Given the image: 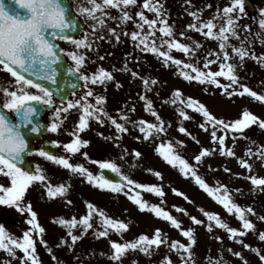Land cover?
<instances>
[{"label": "snow or ice", "instance_id": "6c2138e0", "mask_svg": "<svg viewBox=\"0 0 264 264\" xmlns=\"http://www.w3.org/2000/svg\"><path fill=\"white\" fill-rule=\"evenodd\" d=\"M11 2L18 6L12 12L6 11V5L0 2V66L14 78L13 81L8 82V86H0V93L3 94L4 98L3 103L0 104V178H2L0 179V205L14 207L21 214L26 213L25 222L29 227L22 230V235L18 237L0 223V251L11 258L6 259L4 264H12V259H19L20 264H40L36 254L34 237L40 236V243L47 247V241L43 239L46 230L38 222V214L33 210L31 201L25 203L26 193L30 187L40 185L44 190L42 195L48 199H54L64 197L70 188V184L64 182L53 185L40 165H36L34 170H26L22 166L25 154L29 151V141L26 138L25 130L32 134L41 131L40 125L35 119L40 108H54L52 122L47 125V130L52 133L59 131L60 125L67 119V116L62 114H67L70 110L78 112L75 128L69 133L72 139L62 145L66 153L82 154L85 159H88L92 164H97L100 169H109L120 175L121 179L126 181L127 186L146 190L158 197L164 196L163 189L158 185L137 183L127 175H122L120 167L115 162L92 160L87 152L81 153V148L89 145L90 141L82 139L80 133L90 127V121L94 120L100 125L107 121L114 127L116 135L106 137V139L118 141L120 134L130 131L125 123L120 122L123 120L131 122L133 127L143 134L142 138L149 140L153 136L165 133L166 125L153 107L152 100L143 94L139 96V99L145 101L144 109L155 118V123L144 119L129 121V116L126 113H120L118 120L117 117L105 111L106 97L96 94L89 85H105L109 81H113L114 76L112 72L102 66L96 68L91 74L82 71L89 62L87 53L93 48V40L89 39L88 34L76 39L68 33L67 30L77 28L78 21L71 16V6L66 4L64 0H11ZM185 3L190 5L191 0H185ZM86 5L77 6L76 12L85 19L90 18L94 21L90 25L91 36L94 39L103 40L104 35H97V32H103L106 29L108 34L119 41L120 34L116 28L109 25L108 21H117L118 26L131 21L136 30L124 31L123 35L129 36L135 47L141 51L150 52L160 58L164 66L176 65L177 74L185 81H195L201 85H213L221 90L222 95L230 98L235 95L240 97L247 95L255 101L264 102V93H258L240 82V77L236 71L237 64L232 62L233 57H238L242 67L246 58H252L264 67V56L258 57L252 53L248 47L247 35L243 38L240 35V29L251 31L249 25L238 23L239 14L244 12V0H230V4L225 5L222 9L217 8L216 13L207 20L202 19L197 11L188 12L193 21L185 25V28L201 34L206 39L218 42V51L209 50L203 57V69L195 63L175 58L171 54L172 50H176L191 59L196 56V49H199L201 45L195 40H193L192 45H189L175 38L174 27L167 20L168 13L164 10L161 0H142V4H138V0H86ZM132 6H137L141 10L135 11L133 14L130 12ZM112 9L117 10L118 15H112L110 11ZM144 10L154 13V17L148 18ZM260 13L255 38L264 43V9H261ZM134 17H137L138 20H134ZM157 32L159 37H157ZM179 35L186 37V32L181 31ZM57 39L73 45V50L66 51L60 48L55 42ZM187 39L192 38L187 37ZM232 39L237 40L239 46L232 44ZM229 48H231V55L228 51ZM61 53H64L73 62L68 71L79 74V79L84 82L86 91L79 96L73 93L74 98L66 99L61 106L54 107L53 90L40 81L56 84L57 68L62 59ZM99 59L103 60L104 57L100 56ZM213 64H218L215 71L209 69V66ZM205 69L208 70L205 71ZM123 71L129 72L133 78L140 75L138 72L129 69L127 65L124 66ZM220 77H223L228 83H221L218 79ZM141 79L147 91H152L150 85L158 83L156 79L149 80L143 77ZM75 87L76 85H73V88ZM116 87L119 88L121 85L117 82ZM171 96V100L165 102L177 105L176 112L183 120L193 118L185 109H192L203 117V123L199 124V128L208 132L209 126H211L210 140L217 147L212 149L201 147L199 153L192 158L196 162L195 165L180 155L170 141L157 145L155 152L173 167H176L178 163L180 173L185 178L190 175L194 183L214 202L221 205L229 215H235L241 227L239 229L231 227L221 218L219 213L205 210L203 207H200L198 211L206 218L207 224L197 216L188 214L185 209L175 205L173 207L176 211L188 215L193 225H205L209 233L213 231L214 226L226 230L229 240L241 243L243 249L255 253L261 264H264V252L259 248L251 247L240 239L246 236L250 230H256V225L248 218L249 214L255 215V210L250 206L244 207L237 204L226 185L218 182L213 187L196 171V165H199L203 158L210 156L215 151H218L222 156L234 157L236 155L234 150L226 146V137L232 133H242L251 125H258L259 128L264 129V119L245 108L239 118L225 121L222 118H217L198 99L191 96L185 99L180 89H174ZM89 98H93L95 102L93 103ZM117 111L119 112V110ZM128 111L134 112L135 107L133 106ZM177 130L186 136H190L197 144L200 143L199 139L192 136V133L183 125L179 126ZM98 134L103 136V133ZM136 138L140 139L141 137ZM233 142L235 143V136H233ZM49 143L54 147L59 144L55 140ZM176 143L180 146L184 144L183 141ZM37 154L67 170L70 175L85 178L89 184L101 190L108 189L112 192L124 190L125 185L105 179L102 176H94L83 164L70 162L69 156L56 155L43 148L38 149ZM124 154H127L126 150ZM133 155L139 158L142 154L138 150H133ZM246 155L255 156L256 159L264 161V146L258 148L255 153L251 149H247ZM123 158L124 155L121 156V159ZM238 162L241 167L251 172L252 165L247 160L238 158ZM147 171L153 172L152 169H147ZM224 171L229 172L230 169L225 167ZM154 175L162 179V174L159 171H155ZM246 178L253 185L254 190L256 188L264 190V178L256 175H249ZM172 192L182 196L186 201L192 202L185 193L178 189L173 188ZM128 198L138 206L140 211H149L155 217L170 222V226L180 230V234L187 239V243L179 240H172L169 243L167 235L160 228H156L151 236L141 233L130 241L118 242L109 239L111 251L107 254L108 258L116 264H122L123 259L131 251H138L151 257L162 245H167L169 252L175 251L180 255V264H194V245L197 241L193 227L183 228L181 220L158 204L149 205L139 198V193ZM66 203L71 204L72 201L67 200ZM85 207L87 209L86 214L79 218L76 216H72L70 219L53 218L52 222L65 229L66 236L71 240L69 243L67 239L61 237L57 247L66 246L69 251H72L73 245L80 241L89 230H93L94 237L102 238L109 237L110 233L122 236L130 227L129 223L110 217L104 210L97 208L90 201H85ZM97 217L98 228L93 223ZM258 219L264 221V215L259 216ZM74 230H79V234H76ZM257 236L259 241L264 242V231H259ZM216 239L220 240L221 237L217 236ZM18 251L23 255L18 257ZM47 251L52 253L53 249L47 247ZM228 251L235 258L240 259L242 264H248L242 251L231 248ZM101 255L105 254L101 253ZM52 259L57 260V257L53 254ZM206 260L208 264H224L222 257L207 256ZM59 264H63V262H59ZM161 264H172L171 257L165 255Z\"/></svg>", "mask_w": 264, "mask_h": 264}, {"label": "rangeland", "instance_id": "374dc122", "mask_svg": "<svg viewBox=\"0 0 264 264\" xmlns=\"http://www.w3.org/2000/svg\"><path fill=\"white\" fill-rule=\"evenodd\" d=\"M72 5L77 6L86 5V0H68ZM254 10L249 13L244 6V12L240 13L239 24L249 25L250 32L244 29H240L241 38L245 35L248 37V47L252 53L256 56H264V43L261 40L255 38L257 32V23L260 18V10L264 9V5L256 4L253 0H249ZM138 4H142V0H138ZM164 10L168 13L167 20L173 25L175 31V38L183 43L192 45L193 40L200 43L201 47L196 49V56L189 58L182 52L172 50L171 54L178 59H182L186 62L195 63L198 67L203 69V57L209 50L218 51V42L215 40H209L203 37L201 34L198 36L197 32L192 33V30L186 29L185 25L193 21V18L188 15L189 11H197L198 15L202 19L207 20L212 17L217 8H223L225 5L230 4V0H191V4H186L185 0H161ZM135 9L141 10L137 6ZM134 9V8H133ZM130 9V12L134 14V10ZM137 10V11H138ZM112 15H118L117 10H110ZM145 15L148 18H153L154 13L144 10ZM77 17L83 22L85 31L84 34L89 35V39L93 40V48L88 51L89 62L82 69L87 74H91L96 68L102 66L105 69L112 72L114 76L113 81H109L105 85H89L96 94L104 95L106 102L104 109L110 115L117 117L119 120L120 113H126L129 116V121H138L144 119L149 122L155 123V118L150 112L145 111V101L139 99L141 94L146 95L148 99L152 100L153 107L165 121L166 132L159 136H153L149 140L142 138L143 134L134 128L131 122H125L120 120L121 123H125V126L129 128V133L120 134L118 141L106 139V137L116 135L115 129L107 121L100 125L96 121H90V127L80 133L82 139H87L90 144L81 148V153L87 152L88 156L92 160H110L115 162L121 169L122 175H127L130 179L137 183L156 184L163 189L164 196L158 197L153 193H149L143 190V196L140 198L146 201L149 205L157 203L159 199L164 200L166 203L165 210L169 211L173 215L181 216L183 228L193 227L196 237V244L194 245L195 260L194 264H208L206 257L211 256L213 258L222 257L226 264H242L240 259L235 258L229 248L242 251L243 255L247 258L248 264H261L257 255L248 249H243V245L234 240H229L226 230L213 227L212 232L206 230L205 225H193L189 216L181 212L176 211L173 207L178 206L187 211L188 214L197 216V218L204 220L207 224V220L203 217L202 213L198 211L200 207L205 210L217 212L223 220H225L231 227L240 228V222L235 215H229L221 205L214 202L204 191H202L189 175L185 178L179 171V164L176 167L169 165L163 158L155 152L157 145L163 142H171L176 151L184 158L189 160L190 163L196 164L192 159L195 154H198L201 147L204 148H216L217 145L213 144L210 140L211 126L209 131L206 132L199 128V124L203 123V117L195 113L192 109H185L188 114L193 117L190 120H183L176 112L177 105L166 103L170 101L171 93L174 89H180L184 98L191 96L198 99L200 102L213 113L217 118H222L225 121H231L240 117L242 111L247 108L253 114L264 119V102L253 100L251 97L245 95L240 97L235 95L233 97H227L222 95L221 90L213 85L204 84L201 85L195 81H185L177 74V66H164L162 60L150 52L141 51L135 47L133 41L129 36L123 35L124 31L131 32L135 29L133 22H128L125 25H119L117 21L109 20L110 26L116 28L120 34V40L117 41L115 37L107 33L105 29L103 32L98 31L97 35H104L103 40L94 39L91 36L90 25L94 23L90 18L85 19L83 16L77 14ZM134 20H138L134 17ZM130 27V29H128ZM147 29V26H145ZM206 30V29H205ZM181 31L186 32V37H180ZM82 35V36H83ZM81 36V37H82ZM159 37V36H158ZM191 37L192 39H187ZM159 43V40H157ZM231 43L239 46V42L235 39L231 40ZM60 46L66 51L73 50V45L68 44L66 41H59ZM231 55V48L228 49ZM103 56L104 59L100 60L99 57ZM214 59V57H211ZM257 61L252 58H246V60ZM199 62V63H198ZM232 62L237 64V71L240 73V82L246 84L254 91L258 93H264V81L252 83V79H255L253 75L264 77V71L260 63H256L255 66L245 68L240 66L238 57H233ZM69 63L72 66L73 62L69 58ZM131 70L138 72L139 77L133 78L129 72L123 71L124 66ZM218 64L209 66L210 70H217ZM242 68V69H241ZM208 69H205L207 71ZM195 75L194 73H192ZM253 76V77H252ZM143 78L156 79L158 81L155 85H150L152 91H147L142 83ZM221 83H228L223 77L218 78ZM257 80V79H256ZM119 83L121 87L117 88L116 83ZM84 83V82H83ZM252 84V85H250ZM207 89V91H205ZM33 91V89H32ZM35 91V90H34ZM86 91L85 87L82 92L76 94V96L82 95ZM74 98V97H73ZM94 103L93 98H89ZM2 99L0 98V103ZM135 107L134 112L128 110ZM119 110V112L117 111ZM71 117H68L70 116ZM53 115L51 116V121ZM78 120V112L76 110H70L67 119L60 125L59 131L56 133L48 132L46 139L58 141V149L60 152L65 153L70 157V162L80 161L85 167H87L95 176V171L99 167L97 164H92L88 159H85L82 154H69L66 153L62 147L64 143L69 142L72 137L70 132L75 128V122ZM183 125L199 139L200 143L197 144L190 136H186L178 132V127ZM98 133H103V136ZM141 137L137 139L136 137ZM233 136H235V143L233 142ZM177 141H183V146L178 145ZM226 146L232 148L235 152L234 157H226L219 154L218 151L213 152L210 156L202 159L199 165V175L206 180L211 186L215 187L217 183H223L227 186L228 190L232 194L234 201L244 207H252L255 210V215H248V218L256 225L255 231H249L248 234L240 239L251 245L253 248H259L264 252V242L259 241L257 233L264 231V221L258 219L259 216L264 215V190L260 188L253 189L250 181L246 178L249 175H256L264 178V161L256 159L255 156L249 157L246 155V150L251 149L253 153L258 148L264 146V129L259 128L258 125H251L249 128L244 129L242 133H232L226 137ZM119 145V146H117ZM125 150L127 154L125 155ZM133 150H138L142 155L137 158L133 155ZM124 158L121 159V156ZM238 158L247 160L252 165V170L249 172L247 169L240 166ZM31 161L34 169L36 165H40L46 175L51 180L53 185L61 182L70 184L69 191L64 197H57L54 199H48L42 195L43 187L40 185L32 186L26 193L27 201H31L32 208L38 214V222L45 228L43 239L47 241V247L53 249L51 255L62 256L67 255L72 257L73 252L81 258L85 254H93L94 256L104 253L108 258L110 253L109 239L116 240L118 242L130 241L138 237L141 233H146L151 236L154 229L160 228L164 234L167 232V228L170 229V222L164 221L162 218H157L149 211H140L138 206L131 201L128 197L134 195V186H127L125 181L124 190L121 192H112L108 189L101 190L92 186L87 182L85 178L78 175H70V173L60 166L45 160L37 154L32 156ZM230 169L229 172H225L224 168ZM152 169L153 172L147 171ZM155 171H159L162 174V179L157 178L154 175ZM206 174H211L206 176ZM210 176V177H209ZM2 179V178H0ZM80 179H85L80 181ZM7 184V181L5 180ZM176 188L179 191L185 193L192 202L186 201L182 196L176 195L172 192V189ZM239 191H236V190ZM67 200H71L72 203H66ZM85 201H90L97 206V208L104 210V212L112 218L123 220L129 223V229L123 233L122 236H118L115 233H110L109 237L96 238L93 235V230H89L80 241H77L73 245L72 251H69L66 246L57 247L59 239L64 237L71 243L70 238L66 236V230L62 227L54 224L53 218L63 217L70 219L72 216L79 218L81 215L86 214ZM19 217L22 214L19 213ZM96 219L93 223L95 227H99L96 224ZM214 223V222H213ZM26 227H29L26 226ZM172 229V228H171ZM170 229V231H171ZM76 234H79V230H74ZM16 236H21V233L11 232ZM171 236L168 241L179 240L183 243H187V239L180 234V230L173 227L172 232H169L167 237ZM221 237L217 240L216 237ZM38 240V244L47 251V247L40 243V236H35ZM76 247V249H75ZM78 253H77V251ZM36 254L39 258H44L47 264H59L51 258V255H41L36 246ZM23 253L17 252V256H22ZM102 255V256H105ZM165 255L171 257L172 264H180V255L175 251L169 252L167 245H162L157 252L151 257L146 256L138 251H131L125 257V262L122 264H161V261ZM101 257V256H100ZM99 257V259H100ZM6 259H11L0 251V264H4ZM93 259V256H92ZM90 264H93L88 257ZM96 261V260H95ZM12 264H20L19 259H12ZM64 264V263H63ZM106 264V263H102Z\"/></svg>", "mask_w": 264, "mask_h": 264}, {"label": "water", "instance_id": "95a60500", "mask_svg": "<svg viewBox=\"0 0 264 264\" xmlns=\"http://www.w3.org/2000/svg\"><path fill=\"white\" fill-rule=\"evenodd\" d=\"M2 1L4 2V4L5 3H7V5L11 4L14 7L11 0H2ZM262 1H264V0H262ZM64 2H65V0H64ZM71 16L73 18H75L74 15L72 14V12H71ZM81 30H82V25L78 21V26L75 30H67V31L69 34H71L75 38L76 36H78L80 34ZM61 57H62L61 62L57 68V82H56V84H51L50 82H47V81H40V82L44 83L47 87L51 88L57 99H59L60 101H64L70 92H75L76 90H78L80 88V79L75 75L74 72L68 71L69 67L66 65L64 58L62 56V53H61ZM29 78H34V77H29ZM73 85H76V87L73 88ZM46 110H48V108L41 107L38 116L35 118L37 120V122L39 123L40 128H41V131L39 133L32 134V133L27 132V130H25L26 138L29 141V151L25 154V158L23 160L22 166L26 170H30V164L27 161V157L31 153L34 143L39 141L44 134V124L41 121V115ZM42 148L52 152L53 154L58 155L56 148L54 146H52L51 144H46ZM96 174H97V176H102L103 178L112 180L114 182H119L121 184L124 183V181L119 176L115 175L109 169H99ZM137 193H139V195H141L140 191H137ZM159 204H160V206L163 207L162 202H159Z\"/></svg>", "mask_w": 264, "mask_h": 264}, {"label": "flooded vegetation", "instance_id": "af4514ba", "mask_svg": "<svg viewBox=\"0 0 264 264\" xmlns=\"http://www.w3.org/2000/svg\"><path fill=\"white\" fill-rule=\"evenodd\" d=\"M14 78L11 77V75L9 73H7L6 71H4L1 67H0V86H8V82L9 81H13ZM34 91V89H33ZM0 98L2 99V102L0 104L3 103V94L0 93ZM72 97L70 96L68 99H71ZM54 107L55 106H61L62 104H59L58 102L55 101L54 99ZM53 111L47 112L43 115V121L45 122L46 126L51 123V116L53 115ZM62 115H69V113L67 114H62ZM38 146V145H37ZM0 223L4 224L6 229L8 230L10 226H12V224H16L17 223V214L14 212V207H10V206H5V205H0Z\"/></svg>", "mask_w": 264, "mask_h": 264}]
</instances>
